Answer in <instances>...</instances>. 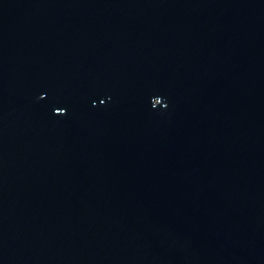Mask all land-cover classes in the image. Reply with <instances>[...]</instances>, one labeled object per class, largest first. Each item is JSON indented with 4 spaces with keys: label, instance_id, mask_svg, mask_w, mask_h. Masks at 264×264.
Returning a JSON list of instances; mask_svg holds the SVG:
<instances>
[{
    "label": "water",
    "instance_id": "1",
    "mask_svg": "<svg viewBox=\"0 0 264 264\" xmlns=\"http://www.w3.org/2000/svg\"><path fill=\"white\" fill-rule=\"evenodd\" d=\"M0 264H264V0H0Z\"/></svg>",
    "mask_w": 264,
    "mask_h": 264
}]
</instances>
